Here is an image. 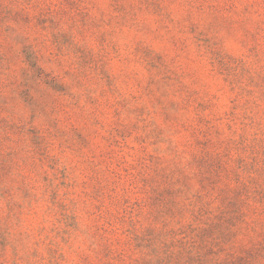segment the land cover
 <instances>
[{
  "label": "rangeland",
  "instance_id": "1",
  "mask_svg": "<svg viewBox=\"0 0 264 264\" xmlns=\"http://www.w3.org/2000/svg\"><path fill=\"white\" fill-rule=\"evenodd\" d=\"M0 264H264V0H0Z\"/></svg>",
  "mask_w": 264,
  "mask_h": 264
}]
</instances>
